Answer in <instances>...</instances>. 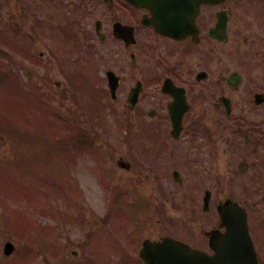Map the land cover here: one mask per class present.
<instances>
[{
    "label": "rangeland",
    "instance_id": "1",
    "mask_svg": "<svg viewBox=\"0 0 264 264\" xmlns=\"http://www.w3.org/2000/svg\"><path fill=\"white\" fill-rule=\"evenodd\" d=\"M230 8L236 11L234 15L242 13L246 37L263 42L264 1L247 0ZM93 25V17L64 0H0V264H25L23 259H30L32 264H144L137 251L146 238L170 236L196 247L204 241L199 225L209 226L194 220L197 214L195 217L192 214L196 209L189 199L188 204H180L182 192L172 178L173 160L162 162L153 148L147 151L149 154L140 149L129 153L131 139L128 137L127 143L122 141L129 130L121 128L111 113L108 112L110 126L118 127L95 129L100 138L97 139L101 157L76 154L71 146L66 154L64 140L57 137H77L79 130L65 126L53 114V108L50 115L55 122L48 123L42 91L50 89L69 100L74 95L72 90H79L87 78L89 86L83 89L94 88L91 83H96L98 72L92 70L94 55L85 46L92 39L89 30ZM231 30L235 31V24ZM60 31L70 39L64 40ZM81 34L85 35V41ZM237 35L235 31L231 42ZM239 39L241 44V36ZM254 49L256 53L251 52ZM235 52L238 49L230 55V67H237L243 58L248 77L232 98L246 100L248 95L264 88V46L254 47L248 56H238ZM218 63L215 61L209 68L214 78L224 73L218 69ZM50 77L54 82L47 86L45 81ZM36 79L40 80V86ZM55 82L67 91L66 95ZM57 104L52 102L55 112L73 120L64 107L67 102ZM249 114L253 116L251 110ZM88 116L92 120V114L87 113ZM261 116L264 117V112ZM229 128L226 130L232 141L227 152L221 145V129L213 130L211 201L214 204L219 199L232 198L247 207L252 234L259 242L260 250H257L264 264V172L255 178L259 191L247 186L246 176H238L234 163L239 165L241 159L239 151L232 148L238 139ZM257 152L262 155L264 149ZM249 153L247 150V156ZM63 154H73L71 166L62 159ZM120 158L131 164L130 171L117 163ZM101 163L108 169L106 178L101 174ZM110 175L114 188L108 185ZM245 179L246 183H242ZM50 184L60 185L64 194ZM131 199L137 202L132 204ZM211 207L216 214L215 206ZM108 212L110 218H105ZM104 221H108L106 227L101 225ZM126 230H133L134 234L128 236ZM8 240L15 244L16 251L6 258L3 247Z\"/></svg>",
    "mask_w": 264,
    "mask_h": 264
},
{
    "label": "flooded vegetation",
    "instance_id": "2",
    "mask_svg": "<svg viewBox=\"0 0 264 264\" xmlns=\"http://www.w3.org/2000/svg\"><path fill=\"white\" fill-rule=\"evenodd\" d=\"M64 1L82 9L93 17L94 22V27L89 30L92 39L86 41L85 46L89 48V54L96 57L91 58V66L99 72L98 88L75 91L79 95L80 112L84 117L87 113L92 114V120L87 124L92 121L93 125L116 129L118 126H110L109 112L115 122L121 123V128L129 130L128 136L122 139L126 143L128 137L131 139L129 153L140 149L149 154L147 151L153 148L162 162L173 160V180L182 192L178 199L180 204H188L189 199L196 209L192 214L194 217L197 214L195 221L204 222L210 228L219 227L218 213L215 214L211 205L217 212L221 199L205 205V197L208 192L212 194L214 187L213 130L221 129L224 152L229 150L232 141L226 129L231 127L237 133L241 163L235 162L234 169L243 178L246 176L247 186L253 191H259L255 178L264 172V153L257 152L264 149V117L261 116L264 103L255 102V95L264 92V88L250 93L246 100L232 98L246 83V72H241L246 67L243 58L237 66L241 72L240 88L234 91L230 86V77L237 71L229 63L233 50L238 49L235 55L248 56L257 52L256 49L250 52L254 47L264 46V41L246 36H242L241 44L238 41L244 30L242 13L234 15L236 11L230 6L240 2L202 3L197 13V0ZM223 9L230 12L226 41L210 35L216 26L217 14L224 12ZM234 24L238 35L231 42ZM62 34L64 40L70 39L69 35ZM80 38L86 40L84 34ZM215 61L219 62L218 69L224 72L218 74V78L209 71ZM46 81H50L49 85L53 83V79ZM58 85L66 95L67 91ZM249 90L251 92V88ZM223 98L229 99L230 114L226 100L221 101ZM93 106L94 111L89 112ZM250 110L253 116H250ZM174 124L180 128L179 132L173 130ZM138 144L140 146L136 148ZM222 150L218 148L219 152ZM247 150L250 156H247ZM139 155L144 156L143 153ZM118 163L131 170V164H125L122 158ZM246 179L242 183H246ZM199 226L205 241L209 227ZM257 246L260 250L258 241Z\"/></svg>",
    "mask_w": 264,
    "mask_h": 264
},
{
    "label": "water",
    "instance_id": "3",
    "mask_svg": "<svg viewBox=\"0 0 264 264\" xmlns=\"http://www.w3.org/2000/svg\"><path fill=\"white\" fill-rule=\"evenodd\" d=\"M219 212L226 231L210 232L209 244L213 254L193 249L181 241L166 237L159 242H144L141 257L145 264H258L249 234L246 210L237 202H233L232 206H221ZM12 249L11 245H7V254H10Z\"/></svg>",
    "mask_w": 264,
    "mask_h": 264
}]
</instances>
